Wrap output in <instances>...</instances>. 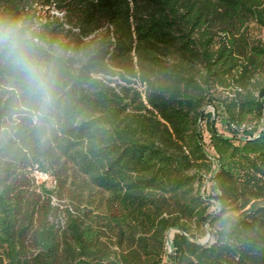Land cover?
<instances>
[{
  "label": "trees",
  "instance_id": "16d2710c",
  "mask_svg": "<svg viewBox=\"0 0 264 264\" xmlns=\"http://www.w3.org/2000/svg\"><path fill=\"white\" fill-rule=\"evenodd\" d=\"M0 19L55 79L41 110L0 63V264H264V0H0Z\"/></svg>",
  "mask_w": 264,
  "mask_h": 264
},
{
  "label": "clouds",
  "instance_id": "9594fccd",
  "mask_svg": "<svg viewBox=\"0 0 264 264\" xmlns=\"http://www.w3.org/2000/svg\"><path fill=\"white\" fill-rule=\"evenodd\" d=\"M21 29L19 21L0 19V63L21 80L25 93L40 109L46 110L54 102V73L35 50L32 37Z\"/></svg>",
  "mask_w": 264,
  "mask_h": 264
},
{
  "label": "rangeland",
  "instance_id": "374dc122",
  "mask_svg": "<svg viewBox=\"0 0 264 264\" xmlns=\"http://www.w3.org/2000/svg\"><path fill=\"white\" fill-rule=\"evenodd\" d=\"M257 33L259 34V37H261V38L264 39V30H262V31H257ZM208 110L214 111V108H213L212 106H210V107L208 108ZM219 127L221 128L222 132H225V129L222 128L221 124H219ZM226 133H227V134H230V133H228V132H226ZM39 179L42 180V181H44V180H48L52 185L54 184L53 178L48 177V176H46V175L40 174V175H39ZM173 234H174V231H172L170 238H172V235H173Z\"/></svg>",
  "mask_w": 264,
  "mask_h": 264
},
{
  "label": "water",
  "instance_id": "95a60500",
  "mask_svg": "<svg viewBox=\"0 0 264 264\" xmlns=\"http://www.w3.org/2000/svg\"><path fill=\"white\" fill-rule=\"evenodd\" d=\"M171 233H172V231H170L169 233H168V237L170 238V236H171ZM172 237H173V235H172ZM171 239V238H170ZM171 247V246H170Z\"/></svg>",
  "mask_w": 264,
  "mask_h": 264
}]
</instances>
